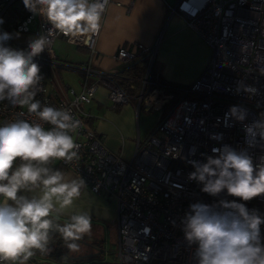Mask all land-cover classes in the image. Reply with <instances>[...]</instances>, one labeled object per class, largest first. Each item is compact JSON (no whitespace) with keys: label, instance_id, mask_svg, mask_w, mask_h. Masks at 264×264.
<instances>
[{"label":"built area","instance_id":"2783aa9c","mask_svg":"<svg viewBox=\"0 0 264 264\" xmlns=\"http://www.w3.org/2000/svg\"><path fill=\"white\" fill-rule=\"evenodd\" d=\"M168 12L182 17L186 26L209 46L210 58L200 75L180 89L172 109L143 139H137L130 160H123L103 146L83 109L100 85L106 87L113 107L130 103L127 91L115 79L117 71H103L91 64L100 31L87 44L82 39L71 42L69 37L57 34L50 39L48 49L35 57L51 73L42 80V91L35 99L42 105L70 108L83 123L73 134L81 146L79 159L69 164L57 162L80 176L91 191L105 194L116 203L115 257L111 262L97 264H196L197 246H190L185 240L181 224L189 205L237 198L226 192L218 197L203 193L202 185L188 178L195 170L190 162H205L206 155H213L214 147L224 145L246 150L254 163L264 156V140L257 137L251 142L245 131V125L264 113V0H178L168 6ZM0 18L4 21L0 33L14 30L36 37L51 27L45 18L29 12L23 0H0ZM58 38L86 50L87 63L78 65L58 59L54 51ZM160 38L161 35L151 46L139 42L121 45L115 54L121 64L139 55L146 57L135 97L137 111L160 113L176 97L154 71ZM6 46L27 50L12 39ZM58 70L78 73V87L61 82ZM246 88L255 92L245 91ZM81 95L88 97L89 102H77ZM233 106L246 110L244 121L231 115ZM15 119L37 120L26 109L0 102V124ZM245 203L250 210L264 215V196ZM261 234L264 236V224Z\"/></svg>","mask_w":264,"mask_h":264},{"label":"clouds","instance_id":"9594fccd","mask_svg":"<svg viewBox=\"0 0 264 264\" xmlns=\"http://www.w3.org/2000/svg\"><path fill=\"white\" fill-rule=\"evenodd\" d=\"M33 15L47 20L46 34L28 42L27 50H13V38L0 33V102L26 109L37 120L15 119L0 124V264H28L37 253L48 254L53 233L69 251L92 230L89 212L76 210L75 202L86 188L85 181L59 168L54 161L69 164L79 159L75 133L83 127L70 108L42 105L36 98L44 79L35 57L48 49L57 34L71 42L89 43L101 28L110 0H23ZM0 18V24H3ZM18 35V34H17ZM245 91L255 92L253 88ZM77 102H89L81 95ZM238 121L246 110L230 109ZM49 125V127H45ZM245 131L255 142L264 140V113ZM205 162L191 161L195 169L189 180L202 185L212 197L222 192L237 199H219L189 205L181 220L188 244L196 245V264H264V215L245 202L264 196V156L254 163L246 151L224 145L214 147ZM63 218V222L61 219Z\"/></svg>","mask_w":264,"mask_h":264},{"label":"crops","instance_id":"0c3cea01","mask_svg":"<svg viewBox=\"0 0 264 264\" xmlns=\"http://www.w3.org/2000/svg\"><path fill=\"white\" fill-rule=\"evenodd\" d=\"M177 1L110 0L96 41L95 53L91 61L92 66L108 72L119 71L122 64L115 59V54L121 45L139 42L145 46H151L161 35L154 71L158 72L160 77L167 82L187 85L192 83L207 66L210 48L193 30L186 26L182 17L177 14H169L168 6H174ZM74 47L79 52L75 56V60L65 61L78 65L87 63L88 52L80 47ZM76 74L74 82L69 84L75 88L78 87L79 81V74ZM83 109L89 124L101 137L103 146L123 160H130L137 139L141 140L147 135L141 136L132 128L133 117L138 113L136 103L113 107L108 100L106 87L100 85L92 100L84 104ZM54 163L58 162L54 161ZM61 170L77 177L70 169L61 167ZM75 208L89 212L92 224L100 226L104 230V236L99 243L89 240L96 252L88 256L70 257L69 249L63 248L62 245L64 254L60 260L37 253L28 261V264H50L45 261L50 259H53L56 264L108 262L105 259L107 253L105 245L110 233L115 236V248L117 243L115 201L105 194L95 193L86 187L82 190L81 197L75 202ZM54 238L61 239L59 235ZM62 243L64 244L63 241Z\"/></svg>","mask_w":264,"mask_h":264},{"label":"rangeland","instance_id":"374dc122","mask_svg":"<svg viewBox=\"0 0 264 264\" xmlns=\"http://www.w3.org/2000/svg\"><path fill=\"white\" fill-rule=\"evenodd\" d=\"M10 34H12L13 36L12 38L13 42L25 49H27L28 42L32 38H34L33 33H30V32L20 33V32L11 30ZM54 51L57 57L63 61L65 60L74 61L75 56L78 55L79 53L76 51L74 46L68 44L62 38H58L55 41ZM76 77H77V74L75 72L68 71V70H60L58 74L59 80L63 82L64 84H68V85L74 82ZM184 85L187 86V84H184ZM179 96L180 95L178 96L176 95L174 99H172L169 103H167L160 113L158 111H148V110L139 109L136 116L133 117V127L132 128L134 132L140 133L141 136L148 134L149 131L158 122L159 118L165 116L172 109V107L178 101ZM103 236H104V230L102 229V227L92 224L91 233L89 235H86L81 241L78 242L80 246L77 251H71V252L68 251L69 256L70 257L88 256L96 252L95 247L90 245L91 244L90 242L99 243V241L102 239ZM58 240H59L58 238H53L49 246H53ZM62 245H63V248H67L65 244L62 243ZM105 251L107 252L105 259L111 262L113 258L115 257L114 255L115 254V236L114 234L112 235V233H110V235L108 236V239H106ZM45 261H48L50 264H56L53 259L45 260Z\"/></svg>","mask_w":264,"mask_h":264},{"label":"trees","instance_id":"16d2710c","mask_svg":"<svg viewBox=\"0 0 264 264\" xmlns=\"http://www.w3.org/2000/svg\"><path fill=\"white\" fill-rule=\"evenodd\" d=\"M35 62L39 63V65L41 66L43 77H49L51 75L49 67L45 63L40 61ZM146 62V57H144L143 55L136 56L134 59L124 62L122 64V68L115 74V79L117 80V82L124 88V90L127 91L128 95L130 96V103H135L136 101L135 97L137 96L139 91L140 81L144 75ZM59 71L60 70L57 71V76L59 74ZM160 82L166 85L167 90L172 91L177 96L180 94V89L185 86L184 84L167 82L161 77ZM87 122L90 123L88 118ZM52 166L59 169H61V167H64L61 164L54 162L52 163ZM62 241V239H59L53 246H51L52 250L48 254H46L47 257L57 260L61 259L62 255L64 254V250H62L61 246ZM89 264L96 263L91 262Z\"/></svg>","mask_w":264,"mask_h":264},{"label":"water","instance_id":"95a60500","mask_svg":"<svg viewBox=\"0 0 264 264\" xmlns=\"http://www.w3.org/2000/svg\"><path fill=\"white\" fill-rule=\"evenodd\" d=\"M58 234L57 233H53V236H57ZM54 238V237H53Z\"/></svg>","mask_w":264,"mask_h":264},{"label":"bare ground","instance_id":"6f19581e","mask_svg":"<svg viewBox=\"0 0 264 264\" xmlns=\"http://www.w3.org/2000/svg\"><path fill=\"white\" fill-rule=\"evenodd\" d=\"M118 72V71H117Z\"/></svg>","mask_w":264,"mask_h":264},{"label":"flooded vegetation","instance_id":"af4514ba","mask_svg":"<svg viewBox=\"0 0 264 264\" xmlns=\"http://www.w3.org/2000/svg\"><path fill=\"white\" fill-rule=\"evenodd\" d=\"M54 237V236H53Z\"/></svg>","mask_w":264,"mask_h":264}]
</instances>
